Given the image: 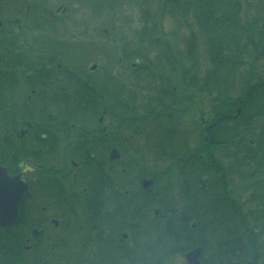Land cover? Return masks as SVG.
Wrapping results in <instances>:
<instances>
[{
  "label": "flooded vegetation",
  "instance_id": "1",
  "mask_svg": "<svg viewBox=\"0 0 264 264\" xmlns=\"http://www.w3.org/2000/svg\"><path fill=\"white\" fill-rule=\"evenodd\" d=\"M49 1L56 2L54 10L44 9ZM132 2L141 7L135 32L138 44L148 47L142 30L146 0ZM114 4L115 0H107L110 11ZM248 4L249 0L241 2L243 16ZM82 7L83 0H0V61H15L12 176L27 185L19 207L22 201L27 205L29 228L22 244L15 245V264H188L187 254L197 248L199 262L205 264L202 248L196 246L198 217L191 214L193 203L211 201V181L205 183L199 177L201 180L191 182L180 174L207 173L215 163L225 173L230 200L243 203L237 183L242 182L244 174L256 172L254 164L258 160L264 162L260 149L264 147V120L259 117L264 115V104L241 105L237 110L238 136L220 145L227 149L213 151L210 141L216 123L204 116L175 115L182 102L195 99L194 85L186 95L179 91L180 102L173 101L175 87L144 86L135 102L141 109L142 131L133 134L131 124L116 118L104 92L89 77L63 66L55 54L42 49L44 35L55 41L71 37L88 42L83 37ZM262 11L264 14V0L259 15H254L256 19ZM69 26L75 31L69 32ZM111 36L103 31V38L115 44ZM257 39L258 30L254 28V44ZM141 54L140 61H147L146 54ZM122 61L129 60L121 57L119 63ZM133 61L130 67L136 66L137 60ZM96 70L97 65L92 63L89 73ZM152 104L166 108L156 121L147 118ZM148 169L175 175L177 181L169 188L173 217L161 215L156 209L154 217H148L146 194L153 182L147 177ZM240 187L248 189L247 195L253 191L251 182H243ZM243 216L238 212L223 217ZM245 216L256 217L250 213ZM208 229L204 232L207 258L211 250ZM157 251L171 255L164 261H148Z\"/></svg>",
  "mask_w": 264,
  "mask_h": 264
},
{
  "label": "trees",
  "instance_id": "2",
  "mask_svg": "<svg viewBox=\"0 0 264 264\" xmlns=\"http://www.w3.org/2000/svg\"><path fill=\"white\" fill-rule=\"evenodd\" d=\"M119 1L115 0V3ZM241 2L242 0H146L142 8V30L146 33L149 49L144 70L147 74L143 78L138 74L135 84L150 88H170L174 84L172 87L176 88L177 94L173 101L180 99L179 91H185L186 95L192 85L195 86L196 93L207 94L210 102L209 118L212 123H216L210 141L213 151L227 149L220 148V145H225L238 136L240 116L237 110L241 105L264 104V14L262 11L257 19L246 12L243 16ZM245 6L247 10L251 7L250 4ZM169 19L177 28V32L171 35L174 38L178 33L181 40L173 42L168 39L165 21ZM254 28L258 30L256 44L253 41ZM127 51L125 59L140 61L143 57L140 51ZM151 52L156 53L155 59H151ZM251 59L254 61H249ZM161 61L174 73V81L170 77L161 79L159 70L157 73L155 63L160 64ZM0 64V166L5 167L10 175H15V62L0 61ZM131 68L135 71L136 67ZM137 68L140 69V64ZM137 68L136 71L141 73ZM159 79H166L168 85L164 81L160 83ZM165 110L164 106L156 108L152 104L147 110V118L156 121L155 119L160 118L158 114ZM179 112L181 113L177 111L175 114L177 117ZM115 113L116 118L122 119V123L131 124L133 134H140L142 114L138 105L119 106ZM259 117L264 120V115L260 114ZM260 149L264 151V147ZM248 157H245V161ZM254 167L256 172L247 175L248 178L244 181L252 183L253 191L246 202L249 206L244 202L236 204V199L230 200L231 191L228 190L225 173L215 163H212L211 171L207 173L196 171L180 174L181 178L191 182L201 178L205 183L211 181V201L206 203L202 199L193 203L194 213L191 214V217H198L196 246L202 248L203 263L264 264V162L258 160ZM159 176L165 177L166 186L163 189H158L161 184ZM174 176L172 173L148 169L147 177L153 180L146 194L148 217H154V209L161 215L173 217L169 190L171 186L167 181ZM218 207L222 208L224 214L240 212L244 216L221 217L217 213ZM245 207L247 210H244ZM19 209L20 216L12 226L6 229L0 227V264H15V245L22 244L29 228L26 203L22 201ZM249 213L256 217H246ZM208 227L211 250L207 258L209 249L204 244V232ZM171 238L169 233V246ZM153 254L148 261H164L171 252L157 251Z\"/></svg>",
  "mask_w": 264,
  "mask_h": 264
},
{
  "label": "rangeland",
  "instance_id": "3",
  "mask_svg": "<svg viewBox=\"0 0 264 264\" xmlns=\"http://www.w3.org/2000/svg\"><path fill=\"white\" fill-rule=\"evenodd\" d=\"M92 1L94 2L93 4ZM124 1L125 0H120L119 3H115L114 10L110 11V7H107L106 5L107 0H83V14L81 17V19L83 20V37H85V41L88 42L80 43L77 42V40L72 39L71 37L59 41L48 39L46 35L42 37V39L45 40V42L42 44V49L47 53L49 52L53 55L55 54L57 61H59V63L63 66L68 67L75 73H80L84 76L89 77V79L92 80L93 84L99 87V89L104 92L106 102L108 104L107 106H109L110 108H114V111L119 106L132 107L138 104L135 102H137V96L142 87L135 84V78L138 74L141 75V78H143L144 75L147 74V72L144 71L146 61L140 62L138 60L136 62L135 67L137 68L140 64V69H137L141 70V73H138L135 67V71H132V68L130 67V63H134V61L132 60L122 61L121 63H119L120 58L124 57L126 50H128V52H143L146 54V57H148L149 51L148 47H142L138 44L137 37L135 35L138 32L139 28V15L141 7H136V5H133L132 0L128 2L125 1V3L123 4ZM249 1L251 3V7L248 9L246 14L258 16L259 11H261L263 0ZM54 3L56 2L49 1V4L45 6L44 9L54 10V8H52ZM98 4H100V7L97 6ZM97 9L98 11H96ZM253 10H256L254 14H252ZM73 20V22H75L76 18L73 17ZM165 22L167 25L165 29L166 34L168 35V39L173 42L181 40L179 39L180 36L178 33L174 38L171 35V33L177 32V28L174 22L170 21V19L166 20ZM72 27L73 28L71 29V26H69V28L71 29L70 30L68 28L69 32L75 31L74 26ZM98 27L100 30L96 32ZM109 27H112L113 29H110L109 31ZM10 30L12 31V27H10ZM104 30H107L108 34H112L111 37L115 38L116 40L115 44L108 42L103 38ZM35 35H37V33ZM150 57L151 59H155L156 53L151 52ZM88 59H91V61H89ZM6 63H9V61H6ZM92 63L97 65V72L95 71L90 74L89 68ZM155 65L158 67L156 71L159 70L161 79H163L164 77H170L174 81V77L172 76L174 73L166 64L161 61L160 64L155 63ZM159 72L157 71V73ZM161 79H159L160 83L164 81L168 85V81H165L166 79ZM172 86L175 85L172 84ZM172 86L170 88H172ZM195 95L196 97L194 100L188 101L186 99L185 102H182L184 104L180 106V111L181 113H183V117L187 118L189 116H196V118H199L200 116H204L206 118H209L210 102L207 94L201 95L195 92ZM137 145L139 144L137 143ZM235 169L238 170L237 168ZM159 178L161 180V184L158 186V189H163L162 187L166 186L164 185L165 177ZM246 178L247 175L244 174L242 182L237 183V192H239V195L242 196L243 202L247 206H249L250 204L246 202L248 201V197L250 195H247L245 191L248 189L242 190L240 187L242 183L247 180ZM176 181L177 180L175 177L169 178L167 184L172 186V184ZM239 201L242 203L241 200ZM221 209V207H218L217 213H219V216L223 217L224 212H222ZM244 210H247V208L245 207ZM169 262L172 263V259H170Z\"/></svg>",
  "mask_w": 264,
  "mask_h": 264
},
{
  "label": "water",
  "instance_id": "4",
  "mask_svg": "<svg viewBox=\"0 0 264 264\" xmlns=\"http://www.w3.org/2000/svg\"><path fill=\"white\" fill-rule=\"evenodd\" d=\"M149 184L150 182L147 181ZM27 188L19 177L9 175L5 167L0 166V227L9 228L18 218V208L21 198ZM200 249L187 254L188 264H200Z\"/></svg>",
  "mask_w": 264,
  "mask_h": 264
}]
</instances>
